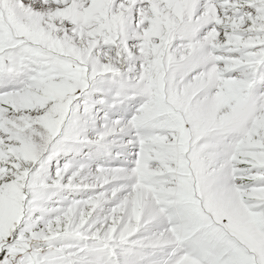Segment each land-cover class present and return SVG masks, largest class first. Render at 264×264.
<instances>
[{"label": "snow or ice", "instance_id": "snow-or-ice-1", "mask_svg": "<svg viewBox=\"0 0 264 264\" xmlns=\"http://www.w3.org/2000/svg\"><path fill=\"white\" fill-rule=\"evenodd\" d=\"M0 264H264V0H0Z\"/></svg>", "mask_w": 264, "mask_h": 264}]
</instances>
